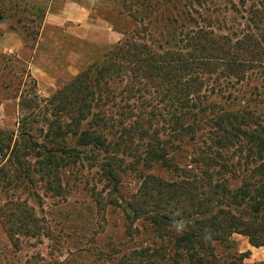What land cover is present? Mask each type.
<instances>
[{
    "label": "trees",
    "instance_id": "trees-1",
    "mask_svg": "<svg viewBox=\"0 0 264 264\" xmlns=\"http://www.w3.org/2000/svg\"><path fill=\"white\" fill-rule=\"evenodd\" d=\"M237 1L217 20L213 0H110L133 27L51 95L22 97L15 137L0 130L10 239L45 231L27 196L61 195L90 161L116 192L128 173L140 178L124 207L151 243L117 264H246V252L216 250L233 233L264 245V0ZM13 4L33 10L9 28L34 47L46 6Z\"/></svg>",
    "mask_w": 264,
    "mask_h": 264
},
{
    "label": "rangeland",
    "instance_id": "rangeland-1",
    "mask_svg": "<svg viewBox=\"0 0 264 264\" xmlns=\"http://www.w3.org/2000/svg\"><path fill=\"white\" fill-rule=\"evenodd\" d=\"M0 1L6 7L11 4L9 12L13 13L11 17L0 14V31L9 30V25L15 24L16 17H30L33 11L16 7L13 3L18 0ZM34 1L45 5L44 0ZM213 1H218L221 7L213 14L218 20L227 13H224L223 7L228 0ZM90 12L87 21L90 26L83 36H74L61 30L43 31L33 55V67L14 54L0 52V130L13 131L15 137L19 129L18 120L26 111L19 106L22 97L51 95L121 39L123 29L133 27V22L128 18L118 17L116 6L110 0H95ZM26 19L23 22L28 23ZM35 19L39 23L37 16ZM108 20H113V25ZM32 27H35V23ZM37 75L41 78H37ZM42 124L41 117H37L33 126ZM90 164V161L84 162L81 169L83 178L74 179L69 173L62 178L64 189L61 195L41 186L37 188L36 198H26L27 193L20 189L10 190L9 193L13 192L14 197L19 195L20 200L27 199L36 217L46 228L35 236L20 233L10 239L0 224V264H117L123 258L129 259L136 245L151 243V234L145 228L147 222L129 217L124 207V203L135 201L140 178L128 173L122 178V184L116 192L107 186L106 180ZM81 170L71 174L79 176ZM79 179L81 182H78ZM5 199V193L0 191V204ZM129 222L133 227L131 235L127 231ZM137 228L140 234H134ZM216 250L218 253L224 250L228 253L246 252L243 263H264V245L252 246L247 236L242 234L233 233L228 247L224 249L219 245ZM100 253H108L111 260Z\"/></svg>",
    "mask_w": 264,
    "mask_h": 264
},
{
    "label": "crops",
    "instance_id": "crops-1",
    "mask_svg": "<svg viewBox=\"0 0 264 264\" xmlns=\"http://www.w3.org/2000/svg\"><path fill=\"white\" fill-rule=\"evenodd\" d=\"M95 0H44L45 12L40 20L38 39L34 47L26 45L20 36L13 30L0 31V52L14 54L32 66L33 55L37 50L43 31H64L74 36H83L90 19L91 4ZM3 7L0 1V8ZM1 17V16H0ZM32 74L34 70L32 69ZM40 75H37V78ZM41 78V77H40Z\"/></svg>",
    "mask_w": 264,
    "mask_h": 264
}]
</instances>
